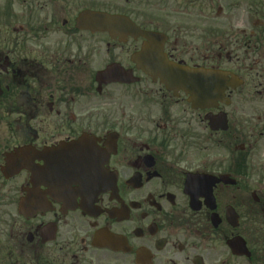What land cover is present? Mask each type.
<instances>
[{
  "label": "flooded vegetation",
  "instance_id": "flooded-vegetation-1",
  "mask_svg": "<svg viewBox=\"0 0 264 264\" xmlns=\"http://www.w3.org/2000/svg\"><path fill=\"white\" fill-rule=\"evenodd\" d=\"M0 264H264V0H0Z\"/></svg>",
  "mask_w": 264,
  "mask_h": 264
}]
</instances>
